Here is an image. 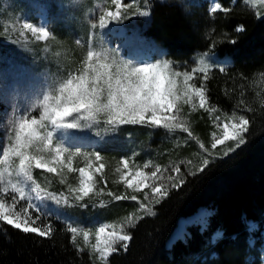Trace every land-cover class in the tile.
Masks as SVG:
<instances>
[{
    "label": "trees",
    "instance_id": "obj_1",
    "mask_svg": "<svg viewBox=\"0 0 264 264\" xmlns=\"http://www.w3.org/2000/svg\"><path fill=\"white\" fill-rule=\"evenodd\" d=\"M218 1L227 13H210L207 2L186 9L180 0H148L150 15L141 30L165 49L164 56L178 70L191 71L198 52L230 56L224 71L213 67L207 80L202 75L193 82L205 85L209 106L252 121L246 143L203 172L185 174L187 183L155 205L156 215H144L135 228L127 229L132 233L127 251L113 254L109 264H260L259 231L248 230L247 223L264 226V17L245 0ZM241 25L244 30L237 32ZM192 128L199 129V123ZM165 161V167L175 162ZM12 195L5 197L8 203ZM22 203L17 199L18 208ZM202 207L208 213L204 227L189 225L186 237L167 246L178 220ZM33 212L39 216L36 226L51 225L50 238L25 234L0 221V264H94L87 251L78 252L70 242L65 221Z\"/></svg>",
    "mask_w": 264,
    "mask_h": 264
},
{
    "label": "rangeland",
    "instance_id": "obj_2",
    "mask_svg": "<svg viewBox=\"0 0 264 264\" xmlns=\"http://www.w3.org/2000/svg\"><path fill=\"white\" fill-rule=\"evenodd\" d=\"M180 2L186 9H190L194 4L207 2L209 12L214 3H219L218 0H180ZM122 4L131 5L130 10L122 9L127 12L128 18L112 22L104 29H100L99 16L106 10L116 11L111 0H0V155L2 149L10 142L9 121L13 118V112L19 111L23 114L31 110L37 99H42L45 92L57 86L69 74L78 71L89 47L95 50H108L111 55L131 66L162 64L166 61L171 63L164 56L165 49L142 33L141 29L145 27L149 17L133 15L139 11L149 10L148 0H122ZM247 4L259 17H264V5L260 4L259 0ZM25 22L46 28L49 36L44 40H37L35 34L23 29L22 25ZM93 24L96 25L95 28L92 27ZM204 53L208 54L207 60L212 64V68L221 69L230 64L229 55L219 56L211 50L195 53L193 57L195 63ZM196 67L197 63L192 70ZM173 70L192 73V70L182 71L176 68ZM202 75L195 72L193 79ZM179 79L182 81L183 76ZM191 83H194L193 80ZM198 104L197 100L195 111L190 105L182 106V112L189 121L194 138L179 130L168 133L163 129L151 130L142 126H122L114 134L105 135L103 125L100 129L77 131L72 135L61 137L66 140L67 145L73 146L72 151H76L78 146L80 151L101 153V162L105 167L102 172L95 173L94 193L91 194V198L86 197L83 201L88 207L58 205L51 200L37 201L31 191L28 193L29 198L21 200L16 194L17 199L23 202L22 207H27L30 203L39 204L41 213L53 214L65 221L69 227L75 226L81 229L75 245L89 253L90 249L83 241V231H88L89 242L95 243V231L100 226L106 223H119L125 216L133 213L146 215L139 210L138 202L144 200L145 192L151 195L150 188L134 193L132 188L127 187L125 180L121 179L124 173H129L125 179H131V175L137 170L151 172L158 166L167 177L170 174L175 175L171 169L176 165L181 168L182 174H186L189 170L195 171L200 162L203 150L200 149L199 144H204L209 151H213L214 155L220 156H223L227 146L235 147L231 142H227L224 148L218 146L217 150L211 149L213 134H221L222 124L229 115L220 113L217 108L209 106L207 101L203 109L199 108ZM212 108L216 111H212ZM39 111L37 108L32 115L38 116ZM217 119L221 122L220 127L217 126ZM196 121L200 128L194 131L192 127ZM98 130L99 136L95 134ZM195 143L196 148L191 147ZM187 147L190 148L189 152L186 150ZM122 158H126L129 162L127 170L120 164ZM167 159H174L175 162H170L165 167ZM92 161L94 170L99 162H95L94 157ZM188 161L192 163L189 164ZM145 165L148 167L145 168ZM72 166L76 171L69 173L66 168L63 170L65 181L63 184L60 182V175L47 173L41 169L34 170V179L49 192H55L57 195L63 192L71 197L68 187L79 186L78 169L87 168L88 162L83 156H76L73 158ZM117 168L120 171H117ZM109 193L128 197L135 194L138 201L131 199L115 201ZM70 202L75 204L74 200ZM144 202L150 203L147 200ZM33 210L36 211L35 207L31 215H34ZM206 212L207 209L202 207L193 212V215L180 218L174 233L167 239V246L176 239L186 237L189 225L204 227L208 216ZM247 224L248 230L259 231V236H256L261 241L258 248L259 263L264 264V226L259 228L252 221H248ZM218 233L213 234L211 241L218 237ZM252 242L253 239L250 238V243ZM91 258L94 264H99L95 255Z\"/></svg>",
    "mask_w": 264,
    "mask_h": 264
},
{
    "label": "snow or ice",
    "instance_id": "obj_3",
    "mask_svg": "<svg viewBox=\"0 0 264 264\" xmlns=\"http://www.w3.org/2000/svg\"><path fill=\"white\" fill-rule=\"evenodd\" d=\"M255 2V0H246ZM116 11L106 10L99 16V27L104 29L112 22L123 21L130 10V4H122V0H111ZM264 5V0H259ZM145 7H147L145 5ZM228 8H222L220 3H214L210 8V13ZM133 15L149 16L150 10L139 11ZM23 29L36 35L37 40H44L49 36V32L44 27H36L31 23H23ZM96 27L95 24L92 25ZM243 26L237 27L236 31H243ZM207 53H204L197 63V67L192 73L174 71L170 62L162 64H143L131 66L122 59H117L108 50H95L89 47L83 57L79 70L74 74H69L66 79L57 86L43 94L42 99H37L32 109L20 114L13 112L12 120L9 121L11 129L8 133L10 142L2 149L0 155V221L22 231L25 234H37L42 238H50L52 234L51 225L36 226L39 216L33 217L31 211L35 207L37 212L41 211L39 204L30 203L27 207L18 208L17 196L21 200L28 197L29 191L35 194V200L55 201L58 205L70 207H88L83 203L86 197L91 198L94 193L96 180L95 173L102 172L105 165L101 162L99 151H80L77 146L76 151H72L73 146H69L65 139L73 132L83 130L100 129L103 125L105 135L114 134L122 126H142L151 130L163 129L168 133H175L177 130L187 133L190 138H194L190 130L189 121L182 112L183 105H190L195 111L197 100L199 108L206 107L205 85L197 86L191 83L193 73L199 72L207 80L208 73L212 71V64L207 60ZM221 68L220 71H224ZM183 76L181 81L179 78ZM243 103V102H241ZM39 115H32L36 109ZM251 109H249L250 111ZM212 111H216L212 108ZM252 121L244 114L233 111L222 124L221 134H213L211 149L217 150L218 146L224 148L227 142H231L235 147L227 146L223 151V156H227L239 146L246 143V133ZM221 122L217 119V126ZM97 136L100 131H96ZM199 144V141H196ZM204 155L201 154L200 162L195 171L189 170L186 175L195 176L203 172L206 167L215 159L223 158L219 154L214 155L204 144H199ZM83 156L88 162V167H80L79 186L69 185L68 191L71 197L63 192L57 195L43 188L34 179V170L41 169L47 173H56L61 176V183L64 181L63 170L67 172L76 171L72 166L73 158ZM92 157L98 163V167L93 170ZM191 164V161H188ZM124 169L129 168L126 158L120 160ZM148 165H145L147 168ZM117 171H120L117 168ZM171 171L175 175L164 176L160 167L154 171L147 172L137 170L131 175V179H125L129 173L121 176L125 180L128 188H132L134 193L150 188L151 195L144 193V200H140L139 210L149 216L156 215L154 207L160 204L170 193V190H179L187 183L185 174H182L179 166L173 165ZM13 194L11 203L5 197L9 193ZM115 201L131 199L138 201L137 195L130 197L125 195H115L109 193ZM74 200L75 204L70 201ZM147 200L150 203L146 204ZM144 219V215L135 213L127 215L119 223H106L95 231V243H90V233L83 231V241L90 249V257L95 255L99 264H109L110 257L119 251H127L132 240V233L127 229L135 228ZM71 243H76V237L81 229L70 226ZM78 252L84 249L77 247Z\"/></svg>",
    "mask_w": 264,
    "mask_h": 264
}]
</instances>
